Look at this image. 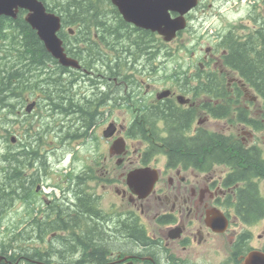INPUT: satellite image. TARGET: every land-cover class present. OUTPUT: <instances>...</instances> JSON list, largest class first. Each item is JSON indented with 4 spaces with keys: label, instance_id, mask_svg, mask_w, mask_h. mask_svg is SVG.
Masks as SVG:
<instances>
[{
    "label": "flooded vegetation",
    "instance_id": "1",
    "mask_svg": "<svg viewBox=\"0 0 264 264\" xmlns=\"http://www.w3.org/2000/svg\"><path fill=\"white\" fill-rule=\"evenodd\" d=\"M40 1L60 17L58 35L80 67L62 65L68 87L58 105L49 91H16L9 106L0 105V111L12 110L4 136L12 143L15 184L10 205L0 208V264H12L14 255L20 256L15 264H245L251 253L264 254V171L244 173L257 160L264 163V98L227 62L232 38L250 45L258 37L249 32L259 26L249 17L252 9L234 23L244 27L233 36L223 10L237 0H198L185 15L186 28L166 42L127 22L106 0L109 15L126 25L113 33L117 38L127 35L142 44L149 37L153 44L143 53L126 48L127 57L136 56L129 65L103 66L99 59L88 67L80 54L89 43L114 54L101 39L105 25L92 27V37L80 28L72 56L64 37L75 36L74 20L67 23L66 12L61 15L67 3ZM29 14L19 8L16 17L0 16L6 33L13 36L11 26L22 24L34 30ZM162 41L196 43L187 62L168 66L157 64L165 53ZM165 56L171 59L175 51ZM16 78L17 86L22 77ZM76 150L88 152L89 160H51V154ZM26 154L30 161L21 162ZM8 166L0 163V179ZM138 170L142 194L129 182ZM251 198L255 209L248 206ZM7 217L12 220L5 231ZM88 240L103 254L91 258L83 248Z\"/></svg>",
    "mask_w": 264,
    "mask_h": 264
},
{
    "label": "trees",
    "instance_id": "2",
    "mask_svg": "<svg viewBox=\"0 0 264 264\" xmlns=\"http://www.w3.org/2000/svg\"><path fill=\"white\" fill-rule=\"evenodd\" d=\"M58 1L59 3H61L62 1L67 3L66 11L63 10L62 12H66L67 14L66 16H64V19L67 20V23H70L71 20H74V24L70 25L75 28V36L68 39L64 37L65 47L70 55L75 56L77 54L75 52V49L78 42V35L82 30L80 28H83V30L86 31V34H89L91 37L92 27L99 28L101 24H104L105 28L108 31V33L102 31L100 32L102 35L101 39L104 40L106 48L110 50L114 48L113 56L108 55L107 52L101 51L100 48L98 49V47L93 43L92 45L91 43H89L87 45V51L83 54H80L84 55V63L86 66H95L94 61L99 59L103 61V63H101L103 66L109 65L110 61H112L113 65L115 66L129 65L130 59H133V57L136 56L132 55V57H127V54L124 52L126 48L132 52L136 51L135 54L140 50H142L143 53L144 51L148 52L151 49L153 43L149 37L146 38L145 42L142 41L141 44V42L137 41L138 39L135 40L132 38V40L131 38H128L127 35L123 34L124 37L117 38L113 34L118 28H120V30L124 32L126 25L119 18H114L113 20L112 16L109 15L110 12L108 11L106 0ZM249 17L251 19L258 20L259 22L258 29L255 32L249 31L252 34L256 33L258 36L257 38H254V40H252L254 44H256V46L254 44L237 45L235 42L236 38H232L231 42L234 44L233 46L230 45L229 47L230 55L228 56L227 62L228 65L232 66V68L239 70L242 73V76L251 85L253 84L255 86L254 92H256L260 97L264 98V15L263 13H261L260 9H258L257 6L253 5L252 12L249 14ZM2 20L4 19H0V105L2 107L9 106L11 104L10 99L12 98L13 93L16 91H29L34 95L49 91L50 98L53 99L54 105L60 104L61 91L65 86L68 87V83H66L67 81H64V77L62 76L63 73H66L67 69L63 67L57 59L52 57V55L44 47L43 43L39 40L36 32L32 30L29 25L22 24L19 25V27L11 26L12 29H10V32L14 34L12 36L6 33L5 30L8 26L5 24V22H2ZM115 20L117 21V23L115 25H112ZM79 23L80 27L77 25ZM243 27L244 26L240 24H233L230 28L232 32H230L229 34L235 36L238 30ZM21 35H23L24 38H21ZM159 43L161 44L163 49L167 48L168 46L163 41ZM18 60H21L24 63V70H18L16 68L19 64L17 62ZM149 60L150 59H148V61ZM50 67L51 69H49ZM16 75L17 78L19 76L22 77L19 80L17 86L15 85L16 82L14 81ZM10 110L11 109L0 111V115L2 111L5 112L6 115L0 116V141L2 139H5L6 142L8 141L7 148L2 150L0 149V163L4 164L6 162L9 165L8 168H6L5 175H3L0 179V208H6V206H9L12 199L14 198L13 189L15 187V184H12L11 182L10 170L14 155L12 150H10L11 145H9V137H3L4 135H7V132H9L10 128L9 126H11L12 116ZM58 110L59 111L57 112L61 114L60 109ZM262 113L264 114V107ZM54 114L56 116V111L54 112ZM75 124L79 125L80 122L76 121ZM242 153L245 156H250L249 151H242ZM228 154L230 153H227V155ZM212 156H219L215 158L222 159L224 154L216 153ZM20 161L29 162L30 160L27 159L26 154L25 156L20 157ZM256 162L257 163H253L251 166H249L244 173L247 174L250 171H264V163L258 160ZM247 203L251 208L255 209L257 207L256 202L253 198L249 199ZM18 237H20V239L23 237L26 238V235L24 233H21ZM88 241L87 244L83 246V248H85V251L90 250L89 256L91 258L95 259L99 255L103 254V251H98L95 249L94 245L91 244V240ZM21 244L22 241L19 242V251L26 254V247H23ZM19 257V255H14L13 259L10 258L12 260V264H15L17 262L16 259H18Z\"/></svg>",
    "mask_w": 264,
    "mask_h": 264
},
{
    "label": "water",
    "instance_id": "3",
    "mask_svg": "<svg viewBox=\"0 0 264 264\" xmlns=\"http://www.w3.org/2000/svg\"><path fill=\"white\" fill-rule=\"evenodd\" d=\"M114 5L127 22H132L143 29L159 33L166 42L176 38L177 33L187 26L185 15L198 4V0H113ZM19 8L30 11L28 23L37 32L44 42L47 51L53 58L66 67L79 68L77 60L68 57L64 43L59 37L61 19L59 16L48 13L40 0H0V16L16 17ZM142 10V17L139 12ZM170 11H178L181 16L172 19ZM142 19V20H141ZM30 110V109H29ZM113 126L105 131L108 137ZM142 171L138 170L129 176L130 187L135 193L142 194ZM152 187V185H148ZM245 264H264V254L251 253Z\"/></svg>",
    "mask_w": 264,
    "mask_h": 264
},
{
    "label": "rangeland",
    "instance_id": "4",
    "mask_svg": "<svg viewBox=\"0 0 264 264\" xmlns=\"http://www.w3.org/2000/svg\"><path fill=\"white\" fill-rule=\"evenodd\" d=\"M250 6H247V5ZM257 6L258 9H260L261 13H263L264 15V0H237L235 3H232L230 5H228L223 12L226 13L225 18V23L227 24V28H231V25L234 23L239 22L243 17H245L247 15V13L252 9V6ZM231 30V29H230ZM228 30V31H230ZM196 42H192V41H178L173 43L172 45H169L167 48H162L164 53V56H162L158 61L157 64H161V65H177L180 64L181 61H188V57L189 55L188 50H192L194 48ZM168 50H172L175 51V57L171 58L170 57H166V51ZM177 50L180 51V53L177 54ZM184 51V52H183ZM186 65L189 63H185ZM152 65V63L150 64ZM255 96V94H254ZM261 103L262 100L259 99L257 106H258V110L261 107ZM3 113V114H2ZM0 116H5V112H1ZM10 127V126H9ZM3 133V132H2ZM264 134L261 133L259 135L262 136ZM5 137V136H4ZM264 140V139H263ZM2 146L0 147V149H6L8 143L6 142V140H2ZM66 152L65 154L59 153V154H51L52 159L51 160H58V158H63L64 156H66L67 158V162L71 161L72 159H74L75 161H80V162H85L86 163V159L89 160L88 158L90 157L89 153L86 152L85 150L83 151H64ZM73 153H75V157L73 156ZM11 217H7L4 221V227L5 231L7 230V226L11 225ZM2 232L4 231H0V235L2 234Z\"/></svg>",
    "mask_w": 264,
    "mask_h": 264
},
{
    "label": "bare ground",
    "instance_id": "5",
    "mask_svg": "<svg viewBox=\"0 0 264 264\" xmlns=\"http://www.w3.org/2000/svg\"><path fill=\"white\" fill-rule=\"evenodd\" d=\"M52 1V0H51ZM50 1V2H51ZM53 1H55V0H53ZM46 4V3H45ZM48 4V3H47ZM50 4V3H49ZM55 4V3H54ZM53 4V5H54ZM49 6V5H48ZM52 6V5H51ZM60 6V5H59ZM61 8V7H60ZM59 11V10H58ZM49 13V12H48ZM63 13L61 12V15H62ZM55 15H57V14H55ZM60 15V14H59ZM4 16V15H3ZM11 19V18H10ZM15 19V18H14ZM14 21V20H13ZM12 28V27H11ZM38 35V34H37ZM9 36V35H8ZM18 37V36H17ZM4 38V37H3ZM9 38V37H8ZM1 39V38H0ZM3 40V39H2ZM14 41V40H13ZM12 42V41H11ZM75 43V42H74ZM75 45V44H74ZM4 46V45H3ZM1 47V46H0ZM4 49V48H3ZM4 55V54H3ZM116 62V61H115ZM121 63V62H120ZM16 66V65H15ZM47 67V66H46ZM31 85V84H30ZM29 86V85H28ZM32 86V85H31ZM30 86V87H31ZM29 87V88H30ZM26 88V87H25ZM33 88V87H32ZM13 91H14V89H13ZM7 92V91H6ZM11 92V91H10ZM10 98V97H9ZM1 101V100H0ZM1 104V103H0ZM3 105V104H2ZM4 107H6V106H4ZM9 109V108H8ZM10 111H12V110H10ZM9 112V111H8ZM3 114V113H2ZM6 116V115H5ZM12 120V119H11ZM17 121V120H16ZM8 131V130H7ZM26 131V130H25ZM11 132V131H10ZM8 142V141H7ZM9 142H11V141H9ZM12 144V143H11ZM11 144H9V145H11ZM9 147V146H8ZM11 147V146H10ZM11 150V149H10ZM11 153V152H10ZM13 157V156H12ZM6 163V162H5ZM1 176V175H0ZM7 209V208H6ZM1 215V214H0ZM1 222V221H0ZM3 230V229H2Z\"/></svg>",
    "mask_w": 264,
    "mask_h": 264
}]
</instances>
